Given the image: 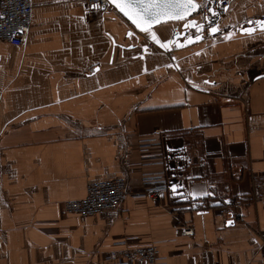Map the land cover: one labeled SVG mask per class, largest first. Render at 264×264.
Wrapping results in <instances>:
<instances>
[{"label": "crops", "instance_id": "obj_1", "mask_svg": "<svg viewBox=\"0 0 264 264\" xmlns=\"http://www.w3.org/2000/svg\"><path fill=\"white\" fill-rule=\"evenodd\" d=\"M29 1L24 44L0 41V264H125L105 261L122 240L155 264H263L264 31L238 29L264 0H232L225 35L182 50L180 24L139 34L113 8ZM113 179L118 213L63 214Z\"/></svg>", "mask_w": 264, "mask_h": 264}, {"label": "built area", "instance_id": "obj_2", "mask_svg": "<svg viewBox=\"0 0 264 264\" xmlns=\"http://www.w3.org/2000/svg\"><path fill=\"white\" fill-rule=\"evenodd\" d=\"M232 0H200L199 8L195 16L204 18L203 27L200 33L206 29L219 27V24L225 14L226 9ZM88 8L93 5H99V9H111L108 0H84ZM33 5L29 0H0V41L10 46H22L28 36L31 24V13ZM256 19L246 20L244 27L254 26ZM178 32V29H174ZM226 30H219L217 36L225 35ZM188 35H193L190 31ZM214 38V37H209ZM148 49L154 48V45L148 43ZM251 181L255 188L264 186V180L257 176H252ZM129 194L127 182L122 179L106 180L88 184L86 195L80 200L68 201L62 205V212L68 216L78 218H89L101 213H118L120 202ZM143 196L153 203L165 197L163 189L150 187L142 190ZM254 200L264 206V194L254 190ZM183 236H192L191 226H185L181 231ZM259 239L264 245V233H261ZM159 252L151 244L130 248L127 240H122L113 245L112 255L105 256V261L112 260L125 264H155ZM264 264V252L261 253Z\"/></svg>", "mask_w": 264, "mask_h": 264}, {"label": "snow or ice", "instance_id": "obj_3", "mask_svg": "<svg viewBox=\"0 0 264 264\" xmlns=\"http://www.w3.org/2000/svg\"><path fill=\"white\" fill-rule=\"evenodd\" d=\"M110 2L114 3L120 12L144 32H150L152 25L161 22L162 19L183 18L190 10H194L197 7L194 0H110ZM93 7H99V5H93ZM197 31H199V28H197ZM251 31L249 29V32ZM153 39H156L157 43H159L154 34ZM161 47H166V45L161 44ZM178 187L180 186L172 185L173 191L175 192ZM188 195H209V193L193 192Z\"/></svg>", "mask_w": 264, "mask_h": 264}, {"label": "water", "instance_id": "obj_4", "mask_svg": "<svg viewBox=\"0 0 264 264\" xmlns=\"http://www.w3.org/2000/svg\"><path fill=\"white\" fill-rule=\"evenodd\" d=\"M194 2L197 5V7L194 10H190L186 15L183 16V18L162 19L161 22L153 24L151 30H154L155 28L166 24H171V23L180 24V27L178 28L176 27L178 29V32L172 33V36L169 41V44L174 49L177 50L186 49L193 45L199 44L204 41L206 36L215 37L219 32V27L206 29L204 32L198 33L196 35H188L190 31H196L197 28H202L204 25L203 22H197V20L194 17L197 14L199 8V3L196 2L195 0ZM108 3L132 27V29L135 32L139 34L147 33L137 28L136 25L133 24L132 21L129 20L127 16H125L122 12L119 11V9L115 7L114 3L110 2V0H108ZM213 29H215V31H213ZM249 29H251L252 31L249 32ZM262 31H264V20H257L254 26L238 29V33L240 35H252L255 32H262ZM197 37L199 38L197 39Z\"/></svg>", "mask_w": 264, "mask_h": 264}, {"label": "bare ground", "instance_id": "obj_5", "mask_svg": "<svg viewBox=\"0 0 264 264\" xmlns=\"http://www.w3.org/2000/svg\"><path fill=\"white\" fill-rule=\"evenodd\" d=\"M207 38V37H206Z\"/></svg>", "mask_w": 264, "mask_h": 264}]
</instances>
